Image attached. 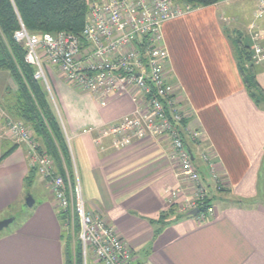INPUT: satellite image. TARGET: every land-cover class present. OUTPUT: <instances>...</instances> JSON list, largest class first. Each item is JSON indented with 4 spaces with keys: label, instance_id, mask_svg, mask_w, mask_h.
Wrapping results in <instances>:
<instances>
[{
    "label": "crops",
    "instance_id": "crops-1",
    "mask_svg": "<svg viewBox=\"0 0 264 264\" xmlns=\"http://www.w3.org/2000/svg\"><path fill=\"white\" fill-rule=\"evenodd\" d=\"M230 1L235 0L192 10L161 28L168 53L167 81L186 116L182 138L211 199L213 217L207 222L180 217L157 225L167 212L168 193L179 187L166 156L168 141L147 139L121 150L111 138L95 142L101 126L134 110L129 96L101 105L45 64L48 99L86 210L112 226L133 251L135 264H264V105H256L246 91L224 26L225 14L232 13V25L246 31L251 20L242 19L248 13L252 19L258 0L251 1L249 12L236 7V13L227 6ZM261 44L264 48V39ZM253 70L264 92V61ZM92 128L96 130L90 133ZM187 132L198 133L200 141L193 142ZM207 148L215 156L221 191L200 158ZM29 168L23 145L0 163V221L23 205V179ZM30 189L46 190L47 195L34 202L13 229L0 232V264H64L66 227L59 210L38 175ZM89 264L101 263L90 254Z\"/></svg>",
    "mask_w": 264,
    "mask_h": 264
},
{
    "label": "built area",
    "instance_id": "built-area-1",
    "mask_svg": "<svg viewBox=\"0 0 264 264\" xmlns=\"http://www.w3.org/2000/svg\"><path fill=\"white\" fill-rule=\"evenodd\" d=\"M192 11L189 5H174L171 0H95L88 5L81 38L59 32L30 34L20 24L13 40L25 48L24 61L35 69L34 79L47 86L45 64L59 71L71 87L94 96L104 105L116 96H129L134 110L101 126L95 139L111 138L116 149H124L147 139L168 141L166 156L179 187L168 193V208L179 214L198 210L194 218L204 223L212 219L213 208L200 209L208 197L206 184L193 165L191 152L182 138L186 116L178 108L174 86L167 81L168 53L163 46L161 28L165 22ZM251 24L253 50L250 63L264 61L259 45L258 19H264V0H260ZM96 129L88 131L93 133ZM7 132L18 145L26 146L30 165L45 180L59 211L67 214L65 226L76 231L83 263L91 254L101 264H135L133 251L100 216L86 210L81 185L57 174L52 159L39 156L30 131L20 122L8 120ZM188 133V132H187ZM190 134V135H189ZM193 142L200 141L189 132ZM215 184H223L215 173V156L207 148L200 155Z\"/></svg>",
    "mask_w": 264,
    "mask_h": 264
},
{
    "label": "trees",
    "instance_id": "trees-1",
    "mask_svg": "<svg viewBox=\"0 0 264 264\" xmlns=\"http://www.w3.org/2000/svg\"><path fill=\"white\" fill-rule=\"evenodd\" d=\"M94 0H0V71L6 70L14 79L17 92L11 105L5 106L7 113L21 121L31 132L36 151L39 156L52 159L57 174L73 183L74 172L68 146L50 105L45 86L34 79L35 69L25 63V48L13 40V34L20 24L30 34H56L63 32L79 39L81 38L88 5ZM221 0H172L174 4H186L192 9L205 8L219 3ZM234 56L243 84L251 99L258 106L264 105V92L256 82L253 66L247 64L251 60L250 48L243 44L240 34L231 38ZM247 66V67H246ZM185 123H182L184 126ZM17 145H12L0 155V163L15 151ZM37 177L35 168H29L23 179L24 195ZM211 199L207 198L201 213L211 207ZM58 216L66 224V214L59 211ZM194 217L179 214L174 207L160 215L157 225L164 226L180 219ZM172 219V220H171ZM153 223L155 221H152ZM66 227V226H65ZM159 229L155 231V235ZM64 239V264H84L81 245L66 229Z\"/></svg>",
    "mask_w": 264,
    "mask_h": 264
},
{
    "label": "rangeland",
    "instance_id": "rangeland-1",
    "mask_svg": "<svg viewBox=\"0 0 264 264\" xmlns=\"http://www.w3.org/2000/svg\"><path fill=\"white\" fill-rule=\"evenodd\" d=\"M246 1L247 2H245L244 0H235L233 2L230 1V3H228L227 6H230L232 9H235V10H233V13L237 12L236 7H238V8L241 7L242 12H245V9H247L246 12H249L250 8L253 6L254 3L251 2L252 0H246ZM259 2H260V0H258V2H257V6H256L255 11L253 13L252 19L250 16H248L249 13L245 17V19H242L243 22H245L246 20H247V22L251 20L249 25L247 24L248 26L246 28L247 29L246 31H244L243 28H240V29L235 28V26L232 25V24H234L232 13L225 14V16H226L225 21L228 24V25H226V23H224V26L226 27V34L230 37V39L234 38L235 34L236 35L240 34L243 44L248 46L250 48V51L253 50V42L250 39L251 38L250 32L252 33V30H253V29L251 30V24L255 21L254 20V17H255L254 14L257 11ZM174 5H183V4H174ZM223 7H221V9ZM192 10H194V9H192ZM257 21L259 23L258 34L260 35V41L258 43L260 46H262L261 40L264 39V19L263 20L258 19ZM262 48H263V46H262ZM249 65L254 66L250 62L247 64V66H249ZM16 92H17V86L15 84L14 79L11 77V75L9 74L8 71L1 70L0 71V155L4 151L9 149L12 145H18L17 142L15 140H12L11 137L8 135V132H7L8 120H12L13 122H20L25 126V124L23 122L18 121L16 119H14L13 117H11L9 115V113H7V110L5 109V106L11 105L12 99L15 96ZM25 127L29 130V128L27 126H25ZM4 144H5V146H4ZM43 181L45 182V180H43ZM29 194L32 197L33 201L37 204L42 199V197L47 195V191L44 190V192L39 193V192H34L33 190L30 189ZM22 203H23V205L21 207H16L14 209V211H12V217H10L9 219H13V222L7 228L3 229L1 232H5L6 230L13 229V227L16 224H18L19 221L24 217L25 213L29 211V208L26 206V203H25V198H24V201ZM66 218H67V214H66ZM66 229H67V227H66ZM68 231L73 235V238L76 239V231L75 230L73 232H71L70 230H68ZM89 258H90V254L87 255L86 262L84 264H89Z\"/></svg>",
    "mask_w": 264,
    "mask_h": 264
},
{
    "label": "water",
    "instance_id": "water-1",
    "mask_svg": "<svg viewBox=\"0 0 264 264\" xmlns=\"http://www.w3.org/2000/svg\"><path fill=\"white\" fill-rule=\"evenodd\" d=\"M25 203H26V206L28 208H32L33 207V204H34V201L32 199V197L30 195H27L26 198H25ZM198 213V210H193L191 212H189L188 215H196ZM13 222V219H5V220H2L0 221V232L7 228L11 223Z\"/></svg>",
    "mask_w": 264,
    "mask_h": 264
}]
</instances>
